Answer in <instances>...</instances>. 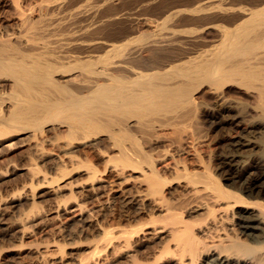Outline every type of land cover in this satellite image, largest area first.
Masks as SVG:
<instances>
[{
	"label": "bare ground",
	"instance_id": "obj_1",
	"mask_svg": "<svg viewBox=\"0 0 264 264\" xmlns=\"http://www.w3.org/2000/svg\"><path fill=\"white\" fill-rule=\"evenodd\" d=\"M44 1H46V0H44ZM58 1H61V0H58ZM58 1L56 0L55 3L56 2L58 3ZM109 1L110 0H108L106 3V0H105V3L109 4ZM247 1L245 4H243V3L239 4V2H237L236 0H202V1H200L196 5V7H194V8L192 7L193 9H190V11L191 10L192 11L190 12L189 15H191V16L187 15L188 16L187 18L194 20L195 23L199 22L198 20H200V25H199V23L196 24V25H199L200 27H195V25L191 22V25L192 26L194 25V29L191 27L193 29L192 33H187V31L190 30V28L189 29L187 28L188 30L186 28H184V29L181 28L182 26H185L186 24L183 23V24H185V25H183L180 22L181 20L177 19L178 16L181 15L182 13H184V11H186V10L184 8H183L184 10L183 9L181 10L179 8L174 9V8H171L170 6L167 8V6H166V8L164 7L165 9L161 8L163 10L162 11L160 10L161 11L160 12L161 18H159V19L154 18L157 21L155 22L156 24H154L156 28L155 29L153 28L154 30L151 29V30H153V33L149 32L148 35H144L143 34L144 28L142 29L140 27L142 29V30L140 29L141 32L142 31L143 32H142V34H139L140 30H139V27L137 26V27L131 28L130 31L128 29L127 31H129V32L127 34L119 37L115 41H112L110 39H105V37L104 38L100 37L101 35L99 37H97V36L93 37V35L89 36L88 34H90L91 30H93V29L96 30L95 27H97V26L102 28L103 24H106L107 22L109 24L110 22H112L111 20H113L114 18H116V19L118 18V20H119L120 14H123V13L119 12L120 13V14H118L119 17H117L116 14H113V15H116V17L113 15H112L113 17L106 15L107 17H109V18H106L104 15V18H103L102 15H99V12L101 13V11H99V8H96L97 6L92 7V6L87 5V3H86V4H83L84 6L87 5L86 9H84L85 7L82 6V4H81V7H84V8H81V7L79 8V6H80L79 5L78 8L75 6V8H76L75 10H73L71 12L68 11L69 15L72 16L73 18L68 17L69 15L68 16L66 15V14H68L67 12L65 14L68 17V20H69V18L73 19V22L70 20L72 22V24L75 22L74 21L75 18H78L79 22L81 23L78 25L76 23V27L74 26L75 29L72 28L73 26L72 27L70 26V29L71 30L73 29L72 33H68L70 31L68 30V32H67L65 30L66 28L62 29L64 27H61L60 29L58 28V27L63 25V23H64L63 21L68 23V21H66V19L64 20L62 18L63 21H61V24L59 22H54L55 18L54 19L52 18V21H50V22H53V24L55 23L56 26H58L55 28L56 29L58 28L60 30V32H61V30H64V31H66V33L71 34V35H69V37H67V40L65 38V40H66L65 42L62 40L60 41V42H63V43H61L62 44L61 47L64 49V51H67L68 49H70L69 50V52H70V51H72V50L74 51L76 49V48L74 49L73 47H78V48L82 47L84 49L85 48L89 49V47H90L89 50H93L91 48L92 45H97V46L100 45V47H102L100 49L101 50L104 49V51H103L104 53L100 50V52H102V54H100L98 52L99 54L97 55L96 51H98L97 50V49H99L98 47L94 49L96 51L94 52L93 55L91 54V52H93V51H91L90 55H83V56L78 54V53H82V51L80 52V49H79V51H77L78 49H76L75 54L74 53L73 54H70V53L65 54V52L62 49H60L59 53H61L60 51L62 50L64 53L62 56L64 58L68 59L65 61L63 60V58L61 60V57L59 55L56 56L55 55L56 52L54 50H52V53H50L51 52L50 50L52 49V47H55V45H56V47H58L59 45H57V44H60V42L57 43L58 42L56 40L57 38L55 39L56 41L54 39L52 40V44H50L51 46L54 44V41H55V43H57L52 47L50 45L45 46L44 45L45 42H44V44H41L42 46L43 45L45 46L44 48L43 47L41 48L42 50L40 48H37V46H35V45H39V44L37 42H34L35 39L34 40L32 39V38H34L33 36H30L29 39H26V36H27L26 33L28 32L27 27L30 26L29 27L30 30H31V28H33V30L35 31L39 26L38 25L39 22L41 23V21H42L43 24L45 25L44 22L47 21L49 16L47 15L48 18L45 17L46 21H43L44 17H43V20L40 21V19L42 18V16H41L39 18V20L35 19L38 23L35 20L31 21V22H33V23H31L29 20H31L30 18H33V17H28L29 14H27L26 16L29 18L28 19L24 15V17L26 18L24 21L25 22L29 21L31 24L29 22H27V23H29V25L27 27L24 26V27H26L27 32L25 33L26 36L25 35H24L25 37L23 36L25 38L23 43L27 42V40H29V41L31 40L34 43L28 41L27 43L23 44L21 42L23 37L20 36V34L21 33L24 34L23 32H25L24 30L22 31V29H21V32L19 31V35H18L19 37H22L21 40L19 39L20 40L19 44L27 45V46H25L27 48L26 51L28 50V48L31 49V51L29 49L28 52H33L35 48L39 49L42 52L44 50V52L43 53L42 52L37 53L39 51L38 50L37 52L35 51L34 53L39 54V55H36V54L31 55L33 53L25 54L24 52H22V49H21V51L19 49V48H22L23 45H21L20 47H18V46L16 47L15 43H17V42H15V39H14L15 43H12L11 42L12 37L10 35H9V37H5V38L2 37L3 38L2 41H1V37H0V41H1L0 42V80H1L0 82L2 83V81H3V84L4 83L9 84L8 86L11 88V90H9L10 92L9 93L7 92L8 94L6 93L7 94L6 96H9V97L6 98V96L4 95L6 98L5 100H8L9 104H6L4 102L5 101L4 100L3 101L5 103L4 108H3V105L0 107V146H4V148L6 147L9 150H11L10 148H12V147L15 148L16 145H18L19 143H23V142L17 141V142H19L17 144V142L13 141V142L6 144L7 141H10L9 140L10 136L13 137L14 134H17L20 131L31 130L32 132L30 131L29 134L31 135V133H32V136L34 138L31 136L30 137L33 138V140H34L35 138L38 137L39 134H43L44 131H47V129H46L47 124L48 125L53 124L59 128L58 129L59 133H60V130H62L63 133L60 134L61 137H58L60 135H57L56 138L58 137V139L60 141V138H62V136H64L65 142L67 141L65 143V146H67L68 149L62 150V148L65 147L64 144L61 143L62 141L64 142L63 139H61L62 140L61 142H59L56 139V143H57V141L59 142L58 143L59 153H57L54 149V151H53L54 154L51 153V154H53L52 155L53 158L50 156L51 154L49 155L48 152L44 151L47 148L43 147L44 143L42 144V142L43 141L45 142L46 139H41L40 141H38V139H36L34 146H31L33 144H31L29 146V144L31 143L30 142L28 144V146H29L28 149L30 150L31 148H34L35 151H37L39 153V154H37V152H35L36 153L35 155L36 156L39 155L41 158L40 160H42V158H43V160L46 159L45 161H48L47 158L48 159H55V160H57V158H59V160L62 161L65 158L66 160L68 159V161L70 160L71 162H73L74 160H78L77 158L79 157V156L75 157V159H74V156L77 155V153L75 154V152L80 151L78 149H77V151L74 150V148L77 147L79 142L82 141V143H83V141L84 142L86 141L89 143V145L91 144L90 146H92V147L96 146L97 144H102V143H98V141H97L98 139L96 140V137L97 136L99 137L100 134L105 133L107 136L106 138H108L110 141H112V143L110 142L111 143L110 148L112 149V151H110L111 150L110 149L109 154H111L110 152H113V153L117 152V154L110 155L109 158L111 160L110 159L104 160L105 158L104 159L102 158L103 161H105L106 163L108 161L107 165L108 164L111 165V162H112V164H117L118 166L123 167L122 170H124L125 167H127V166L133 167V169L131 168L132 171L135 170V168H140V171H139V169H136V171L138 170L140 172V174H138V177H139V175H141L144 179V180H140V182L143 185L147 183L145 186L147 188V192H146L147 194H145V199L146 198L148 199V197L150 198V196H152L153 199L152 198L151 199L154 201H155L154 197L157 199V201L163 200L164 201L163 206H165V204H166V207H164V208H166V209H167V207L172 208L171 203L168 204V201L163 199V198H165V195L168 192L167 191L165 193V191H166L165 187L166 188L168 187L167 182H170V180L168 181V178L164 173H159V171L161 172V170H162V166H165L166 168H167V166L164 165V163L162 162L163 165L161 166V164H160L161 170H159V167L157 166V163H158L157 161L159 159L156 160V158H154L155 156H153V154L155 152L153 154H150L151 152L150 153L148 152V149L145 145L148 143H150V144L153 143L152 140H154L156 138L154 135L160 131L159 129L162 130L163 127H165L167 125L171 126L173 129H171V128L170 129L174 130L173 132H175L174 134L176 136L175 135H174L175 137L173 136L174 137L173 140H170V139L169 140L170 141H177L182 145L184 143L187 144L189 138L195 139V137H196V139H197V137L198 138L200 137L199 141L195 140L197 143H199L201 141V136H204L203 139L206 138L205 134H203V130H202V134H201L200 129L203 126H200V129H199V127H197V129H193L194 128L193 127V128H191V130H189L190 127H192V125H194L193 120L195 121V125H198V121H199L198 117H200L202 115V114H200L202 112L201 110L206 105V103H205V105H203L205 102L202 99L203 94L204 95L212 94L213 97H215V99H216V104H218V106H214V105L208 106V103H207L208 107L205 109V112H206V113H204L205 115L211 113V116L215 119H217L221 116H224V117H227L229 121H232V123L233 122L238 123V122L243 121V120L240 121L241 119H243V116L241 114L244 112V110H242V109L245 108L246 105H250L249 108H251V110H249V111L253 112V114H251V115L253 116L255 113V115H257V116H253V117H255L256 120H258L259 118L260 119L262 118L263 120L262 119L261 120L264 121V0H250V2H247ZM48 2L50 4L51 1L47 0V4H48ZM87 2L89 3L90 1H87ZM99 2H100V0H99ZM166 2H165V4H166ZM52 3H54V2L52 1L51 4ZM105 3L102 2L101 5H105ZM169 3H170V1H169ZM49 4H48V7L50 6ZM68 4H70V3L68 2ZM95 4L97 5L98 3L95 2ZM150 4H152V3H150ZM20 5H19V7H20ZM41 5H43V4H41ZM41 5H40V7H41ZM53 6H50L49 9L54 10L53 8L55 6L54 7ZM70 6L73 7V4L72 5L70 4L67 7L69 8ZM100 6H98V7H100ZM51 7H53V8H51ZM56 7H57V5H56ZM65 7H63V8H65ZM42 8H43V6H42ZM42 8H40V9H42ZM44 8H45V6H44ZM60 8H62V7H60ZM71 9H69V10H71ZM126 9H128V8H126ZM44 11H47V10L44 9ZM57 11H59V10H57ZM102 11L105 12V9ZM134 11H136V10H134ZM53 12H56V11L54 10ZM19 13H21V11ZM127 13H128V11H127ZM127 13L125 12L124 13L125 16L123 14V15H121V17L122 16H124V17L128 16ZM23 14H25V13H23ZM53 14H55V13H53ZM103 14H105V13H103ZM140 14H141V12H140ZM143 14H144V12H143ZM21 15H22V13L20 14V16ZM31 15H33V14H31ZM58 15H60V14H58ZM58 15H56V17H59ZM61 15L63 17V13H61ZM129 15H130V12H129ZM132 16L133 15H131L130 17H132ZM51 17H53V16L51 15ZM158 17H160V16H158ZM136 18H137V16H136ZM147 18H143V16H141L139 18V20L141 21L140 25L142 23V26H143V24L145 23ZM22 19H24V18H22ZM58 19H60V18H58ZM126 19L127 18L123 19L124 21L123 20L122 21L125 22ZM133 19H134V17H133ZM78 20H76V21H78ZM185 20H187V19L185 18ZM34 21H35V23H37L36 25L34 24ZM119 21H121V19ZM152 21H154V20H152ZM219 21H221V23H216ZM71 22H70V24H71ZM132 22H131V24H132ZM136 22H138V20H136ZM149 22L151 23V20L150 21L148 20L147 24ZM49 23L47 21L46 25H49ZM57 23H59V24L57 25ZM114 23H116V22L114 21ZM186 23L189 24V21ZM43 24H42V26H43ZM53 24L49 25V26L50 27L52 26L53 29H55ZM108 24H107V26H108ZM118 24H115V25H118ZM24 25H26V23H24ZM74 25H75V23H74ZM99 25H101V26H99ZM115 25L114 24L111 25V28H112V26L114 27ZM36 26H37V28H34ZM64 26H65V24H64ZM67 26L69 28V25H67ZM109 26H110V24H109ZM145 27H147V26L145 25ZM151 28H152V26H151ZM40 29L36 30L37 31L36 33H38L40 30L41 31L40 33H42L41 35H44L45 32L49 31L48 28H47V31L42 30V28H40ZM108 29H109V27H108ZM126 29H127V27H126ZM30 30H29V32H30L29 34L33 35L31 33H34V31L31 32ZM97 30H98L97 31L98 33L101 32V30H99V28ZM216 30H217V34H214V31H216ZM64 31H62V32H64ZM104 31L106 32V30H104ZM110 31H112V30L110 29ZM122 31H123V29H122ZM185 31H186V33H185ZM54 32H53V34L51 32V35H53L54 38L57 37V34L59 36V33H60L59 31L56 34V36H54L55 35ZM102 32H103V30H102ZM40 33H38V34H40ZM103 33H101V34H103ZM114 33H115V31H114ZM123 33H125V32L123 31ZM49 34H48V36H49ZM68 34H63L62 37H64V35L66 37V35H68ZM91 34H93V33H91ZM105 35L108 36L107 34H105ZM28 36H27V38H28ZM88 36L93 37L94 39L89 38ZM117 36H115V37H117ZM215 36L217 38H214ZM13 37H15L14 34H13ZM42 37L40 36V38H42ZM45 37H46V35H45ZM49 37H52V36H49ZM49 37L45 40H49L50 39ZM95 37H97V38H95ZM107 38H109V37H107ZM214 41H217L218 43L214 44L213 43ZM48 42H50V40ZM29 43H31L35 46V47H33V45H31V47H33L34 49L29 46L30 45ZM19 44L17 43V45H19ZM48 47H51V48L49 49ZM56 47L54 48V49H56V51H58V49L61 48L60 46L58 48H56ZM82 48H81V50H82ZM88 49L87 50L85 49L84 52H86V51L88 52ZM23 51H25L24 48H23ZM48 52L50 53L49 57L52 56L51 60L55 58L54 62H53V60L51 61L50 58H48V54H49ZM46 53H48V54H46ZM95 53H96V55H95ZM40 54H43L44 56L47 55V58H44L43 55H42V57H43L42 58ZM51 54L55 55L56 57L59 56L60 58L58 57L57 60L60 59L61 61L57 62L56 57L51 55ZM84 54H86V53H84ZM66 61H68L67 64H66ZM76 69H78V71H76ZM72 70H74V72H72ZM62 73H64V74H62ZM59 74H61V75H59ZM231 87H235V90H237V92L240 93V95L237 94L236 99H233L234 97L233 98L231 97L232 99L230 97H228V92L230 91ZM0 95H1V93H0ZM235 95H236V93H235ZM238 95L240 96L239 99H238ZM1 96H3V94ZM0 102H2V101H0ZM1 104L2 103H0V105ZM246 107H248V106H246ZM246 111H248V110H246ZM258 116H261V117H258ZM187 119H189V120L191 119V122L187 121ZM223 119L227 120V119L222 117V120ZM184 120H185V122L186 121L187 122L184 123ZM254 120L253 121L251 120V121L255 122ZM188 122L190 124L192 122L193 123L191 126L188 127V124H187ZM199 122H201V120ZM220 122L221 121H219V123ZM237 123H236V125H237ZM201 124H202V122H201ZM53 125H52V128L55 127ZM251 126H252V124H251ZM167 128H169V127H167ZM187 128H189V129H187ZM48 130H49V128H48ZM157 130H159V131L157 132ZM160 132L162 133V131H160ZM160 132H159V135H160ZM167 132H165V134ZM238 132H239V130H238ZM241 132H239L238 134L241 135L240 134ZM56 133H57V131H56ZM205 133L207 134L206 130H205ZM29 134H28V136H29ZM165 134H164V136H162V134H161V136L165 137ZM167 134H169L168 135V137H169L170 134H172V133L169 132ZM238 134H237V136H238ZM263 134H264V132H263ZM52 136L55 137V135H52ZM153 136L155 137L154 139H152ZM161 136H160V138H161ZM30 137H28V138H30ZM170 138H172V137L170 136ZM235 138H236V136H235ZM3 139H4V141H1ZM5 139H7V140H5ZM21 139H23V138H21ZM24 139H26V137ZM30 140L31 139H29V141ZM99 140H100V138H99ZM104 140H106V139H103V141ZM109 140H107V142ZM158 140H161V139H158ZM158 140H156L157 144H158ZM242 140L240 138H236L235 140L232 139V141L234 142V143L233 142L232 143L234 146L245 145V142H243ZM260 140H261L260 143L255 145V147H257V149H258V147L260 148L261 153H259V155L261 154L262 156H261L260 160H257L258 161L257 163H254L252 165L246 164V163H251V162H249L250 160L249 161L245 160L246 163H243L245 161H242L240 159V156H238V154H236L234 152H233V154H231V153L230 154L228 153L226 155L224 154L225 157H224L222 162L225 165V167H228V169L230 170V175L226 176L225 175L226 173L224 174L225 177L223 175V177L225 178V181H223L222 179L219 178L221 176H217L215 174H212V172L209 170V168L206 169L207 171L206 170H205V172L203 171V173L194 172L193 169H195L196 167L192 169L193 172H191L190 170H188V172H187V170H184L186 173L183 174L182 178L183 177L187 178V182H185V183L189 184V187H190V184L195 186L193 191H194V193L197 191L196 197L198 198V195L202 196L203 192H204V195L206 196V198L208 197L210 200H212V204H210L211 201H209V204H207L206 208H205V211H207L206 212L207 215L210 214L212 217V219L210 217V219H211L210 221H208V222H207V220L203 221L205 219L204 211H203L204 217H202V213L200 212L201 213L200 217H202L200 220H198V219L192 220L191 218L193 216L190 218L191 219L190 220L185 216V214H184L185 212L184 213H182L183 211L181 212V210H183V209L180 210L181 214L176 213L177 211H174V210L171 211L172 209L171 210L167 209L168 211L165 209L167 211V214L170 217V219H168V221H166L167 223H161V224H168V225H163V226H161L162 228L159 227L160 228L159 231H158L159 228L156 227V225H157L156 223H154L153 225H155V226L152 227L149 225V223L147 224V222L143 223L145 225L141 224V226L138 225L139 227L136 226V227L129 229V230L119 229V231L121 230V232H122V233L120 232L121 235H118V234H120L117 231L118 228H110V230L114 229V231L113 230L110 231L109 229H108L109 231H107L105 229L104 231H107L106 236H102L104 234V231L102 230L103 234L101 233L102 235H100V236L104 237L107 240V242L104 241L105 245L101 246L103 244L102 243L103 241H101V239H100L101 244L100 243H98V244H100L101 248L99 246H96L95 248L97 250H98L97 247H99V250H102L103 248H105V249H103L101 253L98 252L96 249H93L94 250V251L92 250L93 252H95V251L97 252L96 253L97 255L93 254V252L90 255V256H93L92 258H94V259H92L91 257H87V259H86L87 261L81 262L82 261L81 260L80 264H82V263L83 264H96V261H98V259L100 260V258L103 257L104 255H106V257H108V255L112 254L111 252H119V249H122L124 247V245L126 248H123L125 250L122 249L124 252L121 251L120 254L122 255L124 253L125 255L131 256V258H130V260H131V259H133L134 254H135V256L138 255V253L136 251H138V249L142 245H144L145 242H147L145 239H142V237H140V236H142L140 234L151 235L150 237L153 236L155 238V236H158L159 232L165 233L168 236H172V239H173L172 245H174V248L172 247L173 248L172 249L170 247V243H169V244H167L168 246H166V247L164 246L165 248H163V251H161L162 253L160 252V254L162 256H166V255L169 256V259H165L166 261L168 260L166 262V264H199V261L202 258L204 259V260L202 259L204 261V264H264V181L262 180L263 176L260 174V169H261L262 165H264V136H263V138H260ZM21 141H23V140H21ZM49 141H51V140H49ZM54 141H52L53 145H54ZM161 141H163V140H161ZM170 141H169V143H171ZM195 141L192 142V140H191L190 143L192 142L193 144H195ZM254 141L255 140L248 141L249 143L247 142L246 144L249 145L252 142L254 143ZM104 142L107 143L106 141H104ZM56 143H55V145H56ZM164 143H165V140H164ZM175 143L176 142H174V144ZM13 144H15V146H13ZM108 144H109V142H108ZM174 144H173V146H174ZM55 145L53 146L54 148H55ZM81 145H83V144H81ZM86 145H88V144H86ZM167 145H170V144H167ZM197 146L195 145V147H197ZM47 147H48V145H47ZM56 147H57V145H56ZM67 147H65V148H67ZM185 147H188V146H185ZM195 147L194 148L191 147V148L196 150V153H199V152H197L198 148L196 149ZM255 147H253V148L255 149ZM2 148L3 147H0V156H3L2 153H4ZM99 148H98V150H99ZM155 148L156 147H154V149ZM172 148L173 147H171V149ZM199 149L201 150V148H199ZM82 150H84V149H82ZM94 150H95V147H94ZM177 150H178V148H177ZM180 150H178V151H180ZM194 150H192V151H194ZM22 151L23 150H20L21 153L26 152V151H23V152ZM62 151L64 152V154ZM72 151H74L75 155H72V153L70 154V152H72ZM84 151H87V149H85ZM90 151H92V149ZM104 151H106V150H104ZM104 151L102 153L104 155H107L108 149H107L106 153H104ZM165 151H169V150L165 149ZM185 151L186 150H184V153H185ZM31 152L34 153V151H31ZM101 152L99 150V152H98L99 155L100 154L102 155ZM189 152H186V153H189ZM9 153L10 152H8V154ZM83 153L85 155L86 152H83ZM165 153H167V152H164V154ZM80 154H78V155H80ZM92 154H93V152H92ZM92 154H90L91 157H92ZM94 154L96 155V153H94ZM161 154H163V153H161ZM54 155H56V156H54ZM165 155H162L163 156L162 160L165 158L164 157ZM254 155L256 156V154H254ZM29 157H31V156H29ZM91 157H89V158H91ZM158 157H159V155H158ZM13 158H15V157H13ZM86 158L89 159L88 157H86ZM86 158H85V160H87ZM98 158H101V157H98ZM0 159H2V158H0ZM33 159L35 160L36 158H32V160ZM80 159L81 158H79V160ZM95 159H97V158L95 157ZM95 159H93V160H95ZM209 159H208V161H209ZM79 160H78V162H79ZM81 160L83 161V158ZM30 161H31V159H30ZM68 161L66 162V164H65V162L62 161V165H63V163L65 164V165H63V167L64 166L67 167V165L69 166ZM199 161L201 162L202 160H199ZM36 162L33 161V162H30L29 164H26V162H25L24 164H26V165L20 166L21 169L25 170L30 175L29 179L31 180L32 184H34L35 182L40 184V181H42L43 184L45 182L50 184V181H52L53 178H58L59 176L61 177V175H60L61 169H58V171L60 170L59 171L60 173H58V177H56L55 175L53 177V175H52V177L49 180L48 176H50V175H48V174H50V173L47 174V171L45 170L46 169L45 168L44 170L46 171V174L43 172L44 174L42 175L41 174L42 171L40 168L41 166L39 167L38 166L39 163L38 162L36 163ZM52 162H53V160H52ZM88 162H89V160H88ZM2 164H4V163H2ZM83 164H84V166H83ZM179 164H180V160H179ZM179 164L177 161V163L174 165L179 166ZM200 164H203V163H200ZM200 164H199V166H200ZM16 165H18V164H16ZM74 165L75 164L71 165L72 168L75 167ZM80 165L78 163V167H82V166L85 167L86 166V169L89 168V171H91L92 170L91 168L93 167L94 164L93 163L90 164V162L86 164L84 161V162H81ZM107 165H106V168H108L110 166L109 165L107 167ZM204 165H206V164H204ZM58 166L59 165L57 164V168H58ZM111 166L114 168H112ZM111 166L110 167L112 169H115V165L114 166L111 165ZM178 166L176 168L178 169V171H180L179 170L180 168ZM184 166H185V168L187 167L186 165H184ZM44 167L45 166H43V168ZM165 167H163V170ZM173 167H172V169H173ZM14 168H16V166H14ZM93 168L97 169L96 167H93ZM182 168H184V167L182 166ZM204 168H207V167H204ZM94 169L92 172L89 173V175L91 177V183H90L91 190L90 189L89 190L95 192V190L98 191L99 189L102 188V181L104 179H103L102 175H101L102 178L100 177V175L98 176L99 171L97 172V170L99 168L97 170H94ZM116 169H117V167H116ZM86 171H88V169ZM101 171H103V170H101ZM101 171H100V173H101ZM105 171H107V170L105 169ZM178 171H176L175 175H179L177 173ZM6 172H4L5 174H2V172H1V175H3V176L0 175L2 180H3V178H5V176H7ZM56 172L57 171H55L54 173H56ZM179 173L181 174V172H179ZM162 174H164L167 179L166 178L164 179L163 178L164 175H162ZM62 176H64V175H62ZM142 177L140 179H142ZM174 177H171V179L175 180ZM179 177H180V175L177 176V180L181 178V177L180 178ZM184 178H183V180H185ZM55 180H58V179H55ZM59 180H61V179L59 178ZM137 180H139V178ZM173 180H171V181H173ZM180 180L183 181L182 179H180ZM4 181H5V179H4ZM58 181H56V182L58 183ZM143 181L146 183H144ZM140 182H139V184H140ZM171 183H169V184H171ZM65 184H62L61 187L63 185L65 187L66 186ZM186 184H185V186H186ZM199 184L200 185L204 184V186H203L204 188L202 187L204 191H202V189H200L198 187ZM52 185L54 188L53 183H52ZM88 185H89V182H88ZM104 185L105 184H103V187H104ZM232 185H234L233 188L231 187ZM25 186H27V184H25ZM169 186L171 187L172 185H169ZM185 186H183V187H185ZM192 187H191V189H192ZM35 188H37V187L35 186ZM41 188H42V186H41ZM41 188L39 187V189H41ZM59 188H60V186H59ZM87 188H89V186ZM140 188H141V186H140ZM84 189H86V187ZM167 190H168V188H167ZM32 191H34V190H32ZM53 191H55V190H53ZM49 192H51V191H49ZM123 192L124 191L122 190L121 193H123ZM141 192H142V190H141ZM37 193H38V191H37ZM53 193L54 194L56 193L55 195L59 196V195H57V192H53ZM105 193H107V192L105 191ZM142 193H145V192H142ZM142 193H140V195H142ZM168 193H170V192H168ZM194 193H191V194L193 195ZM35 194L33 193L32 196H34ZM40 194L41 193H39V196H40ZM35 196L34 197L30 196V197L33 198V200H35L36 199ZM120 196H122V194ZM133 196H137V195L133 194ZM146 196H148V197H146ZM92 197H93V195H92ZM125 197H128V196H125ZM140 197L142 198V196H140ZM190 197H192V196H190ZM15 198H16V196H15ZM98 198H100V197L98 196ZM108 198H109V196H108ZM136 198H135V200H136ZM187 198H188V196H187ZM202 198L199 197V199H202ZM182 200L184 201V199H182ZM14 201L15 200H13V202ZM141 201H143V199H141ZM157 201H155V202L157 203ZM198 201L200 203L202 200L201 201L198 200ZM204 201H207V200L204 199ZM99 202H100V200H99ZM182 202H180V203H182ZM33 203L36 204L37 201L35 200V201H33ZM121 203H122V201H121ZM144 203H145V201L143 202V204ZM156 203L152 204V205L158 206V204H156ZM199 203L197 205L198 208L200 206ZM16 204H17V202L15 203V205ZM66 204H68V203H66ZM125 204H126V208H127V203L125 202ZM160 204L162 207L161 209H163L162 201L160 202ZM188 204L190 206V203H188ZM195 204H196V202H195ZM204 204H206V202ZM61 205L58 207L60 208L63 205L66 206L65 200H64L63 205L62 206ZM84 206L86 207V209ZM138 206H139V204H138ZM189 206H188V209H189ZM56 207H54V208H56ZM58 207H57V209L59 210ZM133 207H135V206L133 205ZM183 207H184V205H183ZM66 208H67V206H66ZM66 208L64 207L65 210H66ZM98 208H99V206H98ZM181 208H182V206H181ZM195 208L197 210V207H195ZM38 209H40V208H38ZM64 209L62 208L60 210H64ZM87 209H88V207L86 205H83L80 202H76L74 204V210L73 211H76V213H77V215H75V216L76 217L78 216L77 219H79L81 222H83V224L88 223L90 221L89 215H90L91 220H92L93 215L89 214V213H92L94 210H92L90 212V209H88L89 213H87V211H86ZM138 209H140V208H138ZM40 210H43V209H40ZM50 210H51V208H50ZM68 210H69V207H68ZM95 210H96V208H95ZM156 210H157V208H156ZM158 210H160V209H158ZM4 211H7V210H4ZM45 211L49 212L48 209L44 210V212ZM54 211L55 210H53L52 212H54ZM169 211H171V212H169ZM32 212H33V210H32ZM71 212H72V209H71ZM186 212H188V211H186ZM7 213H9V212H7ZM37 213H39V212H36V213L33 212L30 214H35V218H36ZM57 213L60 216L59 211H57ZM64 213H67V212H64ZM5 214H6V212H5ZM61 214H62V212H61ZM72 214L74 217V213H72ZM0 215H3V213H1ZM38 215L39 214H37V216ZM58 215L56 217H58ZM189 215H190V213H189ZM70 217H72V215H70ZM70 217L68 216L67 218L66 217L65 218L67 220ZM27 218L25 220L28 222ZM29 218H30L29 220H31V217H29ZM23 219H24V217H23ZM21 220H22V218H21ZM21 220H19V221L25 225L26 224L25 220L23 221L24 223ZM70 221H68V222H70ZM64 222H65V220H64ZM92 222H93V220H92ZM61 223H62V220H61L60 225H59L60 228H61V225L63 224V223L62 224ZM65 223H67V222H65ZM158 224H160V223H158ZM70 225H71V223H70ZM79 225H80V223H79ZM64 226H63V228H64ZM77 227H78V225H77ZM60 228H59V231L61 230ZM92 228H94V227H92ZM65 229H66V227H65ZM115 229H117V230L115 231ZM213 229H214V231H212ZM164 237H166V236H164ZM208 237H210V239ZM166 238L168 239V237H166ZM121 246H123V247H121ZM104 250H105V252H104ZM109 251H111V252H109ZM140 252H142V251H140ZM98 253H99V255H98ZM115 254H116L115 257L116 256L121 257V256H119L120 255L119 253H118V255H117V253H115ZM96 256H97V258H96ZM158 256H159V254H158ZM167 256L164 258H167ZM112 258H113V256H112ZM158 258L159 257H157V259ZM162 258L163 257H161V259ZM110 259H111V257H110ZM110 259H107V260L110 261ZM136 259H137V257H136ZM126 260H128V259H126ZM133 260H135V259H133ZM100 261L102 262V260H100ZM105 261H106V259H105ZM105 261H103V262H105ZM108 261H106V262H108ZM113 261H115V259ZM155 261H157V260L155 259ZM155 261L154 262L149 261V262L152 264L153 263L158 264ZM158 261L161 263V261L159 259H158ZM47 262L48 261H46V263ZM99 262H97V264H99ZM106 262H105V264H106ZM137 262H139L138 259H137V261H133V264L134 263L137 264ZM143 264H147V261ZM164 264H165V262H164ZM200 264H202V262H200Z\"/></svg>",
	"mask_w": 264,
	"mask_h": 264
},
{
	"label": "rangeland",
	"instance_id": "obj_2",
	"mask_svg": "<svg viewBox=\"0 0 264 264\" xmlns=\"http://www.w3.org/2000/svg\"><path fill=\"white\" fill-rule=\"evenodd\" d=\"M38 1V2H37ZM49 1H53L54 3H55V1L56 0H49ZM58 1V0H57ZM66 1V2H65ZM81 1V2H80ZM87 1H90L89 3L87 2ZM93 0H61V1H58V3L56 2L55 4L54 3H52L51 4V2H50V4H49V2H48V4L50 5V6H53V7H51V8H53L56 12H53L54 10H51V9H49L50 8V6L48 7V4H47V0L46 1H44V0H0V37H1V41H2V39L3 38H5V37H9V35L13 38H11V42L12 43H15V42H17L18 44L20 43V40H21V38L25 35V33H26V35L28 36V38H27V36H26V39H29V37L30 36H33L34 38H32L33 40H34V42H37L39 45H35V46H37V48H44L45 46H49L50 44H52V40L54 39H56L58 42L57 43H59L61 40L62 41H66L67 40V37H69V35H71V34H68V33H72L73 32V29H75V27H76V23H77V25L78 24H81L80 22H79V20H78V18H75L74 19V23H75V25H74V23L72 24V22H73V19H70V18H73L72 16H70L69 15V13H68V11L69 12H71V11H73V10H75L76 8H75V6L78 8V6H79V8L81 7V4H82V6H84L83 4H86L87 3V5H89V6H92V7H96V8H99V11H101V13L99 12V15H102V17L104 18V15H105V17L106 18H109V17H107V16H110V17H113V16H115L116 17V15H117V17H119V15L118 14H120V13H127V11H128V16H126V17H124L125 16V14H124V16H122L121 17V15H123V14H120V18H119V20L121 19V21L123 20V19H125V18H127L126 20H125V22H121V21H119L118 20V18L116 19V18H114L113 20L116 22V23H114V21L113 20H111L112 22H110L109 24H110V26H109V24H108V22L106 23V24H103L102 25V28L101 27H98L99 28V30H101V32H97L98 30V28L97 27H95V29L96 30H91V32H90V34H88L89 36H92L93 35V37L94 36H97V37H99L100 35V37H105V39H110V40H112V41H115L116 39H118L119 37H121V36H123V35H125V34H127L129 31H130V29L131 28H134V27H139V30L142 28H144V32H143V34L144 35H148L149 34V32L150 33H153V30L156 28L155 27V25L154 24H156L155 22L157 21V20H155L156 18L157 19H159V18H161V15H160V12L163 10V9H165L166 8V6H167V8L170 6L171 8H174V9H185L186 11H184V13H182L181 15H179L178 16V18L177 19H180L181 21V23L183 24V23H185V24H183V25H185V26H182L181 28H190V30H186L187 31V33H192V31H193V29H194V25H195V27H200L199 25H200V20H198L199 22H197L196 20V22L197 23H195L194 22V20H192V19H190V18H187L188 16H191V15H189L190 14V12L192 11H190V9H193L194 7H196V5L200 2V1H202V0H110L109 1V4H106L107 3V1L108 0H106V3H105V0H100V2L102 3V2H104L105 3V5H101V3L99 2V0H94L93 2H92ZM130 1V2H129ZM138 1V2H137ZM156 1V2H155ZM161 1V2H160ZM166 2V4H165V2ZM169 1H170V3H169ZM237 2H239V4H245L246 3V1L245 0H236ZM14 2V3H13ZM18 2V3H17ZM35 2V3H34ZM64 4H63V3ZM68 2L72 5L73 4V7L72 6H70L69 8L67 7V6H69L70 4H68ZM77 2V3H76ZM95 2L96 3H98L97 5L95 4ZM159 2V3H158ZM247 2H250V0H248ZM7 3V4H6ZM16 3V4H15ZM41 4H43V5H41V7H40V5ZM63 5H62V4ZM93 3V4H92ZM115 3V4H114ZM117 3V4H116ZM123 3V4H122ZM129 3V4H128ZM150 3H152V4H150ZM168 3V4H167ZM12 4V5H11ZM20 5V7H19V5ZM59 4V5H58ZM67 4V5H66ZM113 4V5H112ZM136 4V5H135ZM140 4V5H139ZM147 4V5H146ZM195 4V5H194ZM16 5V6H15ZM39 5V6H38ZM56 5H57V7H56ZM62 5V6H61ZM87 5L86 6H84V7H81V8H84V9H86V7H87ZM95 5V6H94ZM101 5V6H100ZM160 5V6H159ZM35 6V7H34ZM42 6H43V8H42ZM44 6H45V8H44ZM66 6V7H65ZM88 6V7H89ZM98 6H100V7H98ZM112 6V7H111ZM114 6V7H113ZM140 6V7H139ZM154 8H152V7ZM174 6V7H173ZM17 7V8H16ZM60 7H62V8H60ZM63 7H65V8H63ZM103 9H102V8ZM147 7V8H146ZM165 7V8H164ZM187 7V8H186ZM193 7V8H192ZM19 8V9H18ZM21 8V9H20ZM31 8V9H30ZM40 8H42V9H40ZM57 10H59V11H57ZM68 8V9H67ZM72 8V9H71ZM74 8V9H73ZM126 8H128V9H126ZM146 10H145V9ZM161 8H163V9H161ZM18 9V10H17ZM44 9H46L47 11H44ZM61 9V10H60ZM66 11H65V10ZM69 9H71V10H69ZM88 9V8H87ZM101 9V10H100ZM105 9V12L104 11H102V10H104ZM125 9V10H124ZM157 9V10H156ZM183 9V10H184ZM39 10V11H38ZM118 10V11H117ZM121 10V11H120ZM133 10V11H132ZM134 10H136V11H134ZM140 10V11H139ZM161 10V11H160ZM21 11V13H22V15L20 16V14L21 13H19ZM30 11V12H29ZM118 13H117V12ZM132 11V12H131ZM144 12V14H143V12ZM159 11V12H158ZM32 12V13H31ZM55 13L56 15H58V14H60V15H58L59 17H56V15L55 14H53V13ZM66 12L68 13V14H66ZM120 12V13H119ZM129 12H130V15H129ZM140 12H141V14H140ZM23 13H25V14H23ZM51 13V14H50ZM61 13H63V17H62V15H61ZM103 13H105V14H103ZM151 15H150V14ZM186 13V14H185ZM188 13V14H187ZM27 14H29L28 15V17H33V18H30L31 20H29L30 22L31 21H33V20H39V18L42 16V18L40 19V21L41 20H43V17H44V20L43 21H46L45 20V17L46 18H48L47 17V15L49 16V20L47 19V21H48V23L50 22V21H52V18L55 20H53L54 22H59L60 24H61V21H63V19L65 20L66 19V21H68V23L67 22H65V21H63L62 23H63V25L62 26H60V27H58V26H56L55 25V23L53 24V22H50L49 23V25H54V28L55 27H58L59 29L61 28V27H64V28H62V29H65L67 32H68V30L70 31V32H68V33H66V31H64V30H61V32H60V30L58 29H53V27L51 28L49 25H46V22H44L45 23V25L43 24V22L41 21V23L39 22V26H38V28H37V26L36 27H34V28H37L36 30H38V29H40V28H42V30H44V31H47V28L49 29V31H47V32H45V34L44 35H41L42 33H40L41 31V29L39 30V32L38 33H40V34H38V33H36L37 31L35 30H33V28H31V30H30V26H28L29 25V21H24L26 18H28L26 15ZM31 14H33V15H31ZM41 14V15H40ZM46 14V15H45ZM68 16V17H70L69 18V20H68V17L66 16V15ZM113 14H116V15H113ZM155 14V15H154ZM158 14V15H157ZM24 15H25V17H24ZM31 15V16H30ZM51 15L53 16V17H51ZM55 15V16H54ZM107 15V16H106ZM113 15V16H112ZM131 15H133L132 17H130ZM188 15V16H187ZM23 16V17H22ZM61 16V17H60ZM136 16H137V18H136ZM141 16H143V18H147V20L145 21V23L143 24V26H142V23H141V25H140V20H139V18L141 17ZM147 16V17H146ZM158 16H160V17H158ZM182 16V17H181ZM186 16V17H185ZM24 18V19H22V18ZM67 17V18H66ZM133 17H134V19H133ZM163 17V16H162ZM57 18V19H56ZM58 18H60V19H58ZM63 18V19H62ZM155 18V19H154ZM184 18V19H183ZM185 18L189 21V24L188 23H186V22H188L187 20H185ZM29 19V18H28ZM27 19V20H28ZM35 20V21H36ZM72 22H71V21ZM76 20H78V21H76ZM136 20H138V22H136ZM145 20V19H144ZM148 20L150 21L151 20V23L149 22L148 24H147V22H148ZM152 20H154V21H152ZM184 20V21H183ZM192 20V21H191ZM35 21H34V24L36 25L37 23H35ZM134 23H133V22ZM183 21V22H182ZM27 22H29V23H27ZM70 22H71V24H70ZM79 22V23H78ZM119 24H118V23ZM128 22V23H127ZM131 22H132V24H131ZM154 22V23H153ZM191 22L194 24L193 26L191 25ZM24 23H26V25H24ZM31 23H33V22H31ZM30 23V24H31ZM59 23H57V25L59 24ZM125 23V24H124ZM199 23V25H196V24H198ZM216 23H221V21H219V22H216ZM42 24H43V26H42ZM64 24H65V26H64ZM107 24H108V26H107ZM115 25V24H118V25H115L114 27L112 26V28H111V25ZM123 24V25H122ZM138 24V25H137ZM67 25H69V28H68V26ZM105 25V26H104ZM128 25V26H127ZM130 25V26H129ZM135 25V26H134ZM145 25L147 26V27H145ZM24 26H28L27 27V31H26V27H24ZM41 26V27H40ZM49 26V27H48ZM70 26L73 28L72 30L70 29ZM75 26V27H74ZM99 26H101V25H99ZM123 26V27H122ZM151 26H152V28H151ZM24 27V28H23ZM44 27V28H43ZM108 27H109V29H108ZM126 27H127V29H126ZM141 27V28H140ZM193 29H192V28ZM68 28V29H67ZM107 28V29H106ZM116 28V29H115ZM154 28V29H153ZM21 29H22V31L24 30L25 32H23L24 34H20V36H22V37H19L18 35H19V31L21 32ZM52 31H51V30ZM110 29L112 30V31H110ZM115 29V30H114ZM122 29H123V31L125 32V33H123V31H122ZM129 29V31H127ZM141 29V30H142ZM151 29H153V30H151ZM29 30L31 31V32H33L34 31V33H31V34H33V35H30L29 33ZM102 30H103V32H102ZM104 30H106V32L104 31ZM120 32H119V31ZM141 30H140V33L139 34H142V32H141ZM215 30V29H214ZM219 30V29H218ZM56 33H55V32ZM58 31L60 32L59 33V36H58ZM62 31H64V32H62ZM114 31H115V33H114ZM186 31H185V33H186ZM51 32H52V34H53V32H54V36H56V34H57V37H53V35H51ZM97 32V33H96ZM117 32V33H116ZM120 34H119V33ZM47 33V34H46ZM50 33V34H49ZM68 34V35H66V37H65V35H64V37H62L63 36V34ZM91 33H93V34H91ZM96 33V34H95ZM101 33H103V34H101ZM112 33V34H111ZM13 34H14V36L15 37H13ZM17 34V35H16ZM48 34H49V36H52V37H49L48 36ZM61 34V35H60ZM98 34V35H97ZM105 34H107L108 36H106ZM119 34V35H118ZM138 34V35H139ZM214 34H217V30L216 31H214ZM45 35H46V37H45ZM104 35V36H103ZM112 37H111V36ZM118 35V36H117ZM18 38H17V37ZM24 36V37H25ZM40 36L42 37V38H40ZM88 36V37H89ZM115 36H117V37H115ZM3 37V38H2ZM23 37V38H24ZM50 38L49 40H50V42H48L49 40H45V39H47V38ZM59 37V38H58ZM93 37H89V38H93ZM97 37H95V38H97ZM107 37H109V38H107ZM22 38V40H21V42L23 43V41L25 40V38L23 39ZM61 38V39H60ZM65 38H66V40H65ZM114 38V39H113ZM214 38H217L216 36L214 37ZM213 38V39H214ZM7 39V38H6ZM9 39V38H8ZM14 39H15V42H14ZM20 39V40H19ZM59 39V40H58ZM64 39V40H63ZM94 39V38H93ZM5 40V39H4ZM17 40V41H16ZM55 40V41H56ZM0 41V42H1ZM19 41V42H18ZM29 40H27V42H28ZM55 41H54V44L52 45V46H54L55 44H57V43H55ZM27 42H25V43H27ZM29 42H33V41H29ZM33 42V43H34ZM43 42V43H42ZM44 42H45V44H44ZM17 43H15L14 45L17 47H20L21 45H23V44H25V43H23V44H19V45H17ZM48 43V44H47ZM61 43H63V42H60V44H57V45H59L60 47H61ZM214 44L215 43H218L217 41H214L213 42ZM30 44V45H29ZM28 45L31 47V45H33V44H31V43H29ZM41 44H44L43 46L41 45ZM25 46H27V45H23L22 46V48H19L20 49V51H21V49H22V52H24L25 54H31V53H33V54H31V55H34V54H36V53H34L35 51L37 52L39 49H34L33 47H35L34 45H33V47H31V48H33L34 49V51L33 52H28V50L30 49V48H28V50L26 51V47ZM51 46V45H50ZM51 46V47H52ZM58 46V47H59ZM96 46V47H95ZM51 47H48L49 49L51 48ZM55 47H56V45H55ZM55 47H52V49L49 51L50 53H52V50H54L55 52H56V56L57 55H59L60 57H61V60H62V58H63V60L65 61V60H68V59H66V58H64L62 55L64 54L63 53V51H64V49L61 47V48H59L58 49V51H56V49H54ZM58 47H56V48H58ZM94 47V48H93ZM99 48V49H97L98 51H96V50H94L95 48ZM211 47V46H210ZM23 48H24V50L25 51H23ZM74 49L76 48V49H78L77 51H79V49H80V52L82 51V53H78V54H80V55H90V52L91 51H93V52H91V54L93 55L94 54V52L96 51V53H97V55L100 53V54H102V52L104 51V49L103 50H101L100 48H102V47H100V45L99 46H97V45H92V49L93 50H89L90 49V47H89V49L88 48H85L86 50L88 49V52L86 51V52H84L85 51V49L84 48H82V47H73ZM81 48H82V50H81ZM46 49V48H45ZM60 49H62L60 52L61 53H59V50ZM72 49V48H71ZM76 49L73 51H70L69 52V50L70 49H68L67 51H64L65 52V54H75V52H76ZM42 50V49H41ZM66 50V49H65ZM100 50L102 51V52H100ZM30 51H31V49H30ZM40 52H42V51H38L37 53H40ZM43 52H44V50H43ZM42 52V53H43ZM48 52V53H49ZM99 52V53H98ZM48 53H46V54H48ZM50 53L48 54V58H50V60H51V57H49V55H50ZM54 53V52H53ZM76 53V54H77ZM84 53H86V54H84ZM96 53H95V55H96ZM104 53V52H103ZM61 54V55H60ZM36 55H39V54H36ZM41 55V57H42V55L43 54H40ZM51 55H53V54H51ZM55 55H53V56H55ZM44 56V55H43ZM55 56V57H56ZM58 56V57H59ZM58 57H56V61L57 62H60L61 60L60 59H58L57 60V58ZM59 57V58H60ZM43 58V57H42ZM44 58H47V55L46 56H44ZM53 60V62L55 61V58L54 59H52ZM51 60V61H52ZM63 63V62H62ZM61 63V64H62ZM68 63V61H66V64ZM76 71H78V69H76ZM72 72H74V70H72ZM59 73V72H58ZM62 74H64V73H62ZM59 75H61V74H59ZM1 81V80H0ZM1 83V82H0ZM3 81H2V83L0 84V93H1V95L3 94V96L5 95H7L10 91L9 90H11V88L8 86L9 84H6V83H4L3 85ZM7 85V86H6ZM8 87V88H7ZM4 89V90H3ZM8 92V93H7ZM7 93V94H6ZM235 93H236V95H235ZM207 94V93H206ZM232 94V95H231ZM237 94H239L240 95V93H238L237 92V90H235V87H231L230 88V91L228 92V97H234L233 99H236L237 98ZM0 95V101H2V102H0V103H2L1 105H0V107L3 105V108H4V104L6 103V104H9V102H8V100H5L7 97H9V96H6V98H5V96L3 97V96H1ZM230 95V96H229ZM234 95V96H233ZM238 95V99H239V96ZM204 96V97H203ZM207 96V97H206ZM4 99H3V98ZM213 95L212 94H207V95H202V99L205 101L204 102V104L203 105H205V103H206V105L203 107V109L201 110L202 112L200 113V114H202L200 117H198V120L200 121L201 120V122H202V124H201V122H199L198 121V125H195V121L193 120V124L194 125H192V123L190 124L189 122L187 123L188 124V127L189 126H191L192 125V127H190V129L189 128H187V129H189V130H191V128H193V129H197V127H199V129H200V126H203L200 130H201V134H202V130H203V134H205V136H206V138H204L203 139V137L204 136H201V141L199 142V143H197L196 141H199L200 140V137L198 138L197 137V139H196V137H195V139H192V138H189L188 139V143L187 144H180L179 142H177V141H170V140H173V138L176 136L174 133L175 132H173L174 130H171V129H173L171 126H169V125H167V126H165V127H163V129L161 130V129H159L160 131H162V133L159 131V130H157V132L159 131L160 132V135H159V132L158 133H156L154 136L156 137H152V139H154V140H152V142L153 143H148V144H145L146 145V147H147V149H148V152L150 153V154H153L154 152V154H153V156H155L154 158H156V160H158L157 162L159 163H157V166L159 167V170H161V167H160V164H161V166L163 165V163H164V165H166L167 166V168L165 167V166H162V170H161V172L159 171V173H164L166 176H167V178H168V181L170 180V182H167V188H168V190H167V188L165 187V193L168 191V192H170V193H166V195H165V198H163L164 200H166V201H168V204H170L171 203V207L172 208H170V207H167V209L168 210H171V211H177L176 213H178V214H181V212L182 213H184L185 214V216L188 218V219H190L192 216V220L193 219H198V220H200L202 217H204L205 216V219L203 220V221H206L207 220V222L208 221H210L211 219H212V217H211V215L209 216V215H207V211H205V208H206V205L207 204H209V201H211V203L210 204H212V200H210L208 197V199L206 198V196L204 195V192H203V195L202 196H200V195H198V198L196 197V192L194 193V187L195 186H193V185H191L190 184V187H189V184H186L185 182H187V178H184L185 180H183V178H182V176H183V174H185L186 172L184 171V170H187V172H188V170H190L191 172H199V173H203V171L205 172V170L206 169H208L209 168V170L212 172V174H215V175H217V176H221V177H219L220 179H222L223 181H225V175L226 176H228V175H230V170L228 169V167H225V165L223 164V159H224V154L226 155V154H233V152L234 153H236V154H238V156H240V159L242 160V161H249V162H251V163H246V161L245 162H243V163H246V164H248V165H252V164H254V163H257L258 161L257 160H260V158H261V154L259 155V153H261V151H260V148L258 147V149H257V147H255V145H257L258 143H260V138H263V136H264V134H263V132H264V121H262L260 118V120L258 119V120H256L255 119V117H253V116H257V115H255V113H254V115L252 116L251 114H253V112L251 113L249 110H251V108H249V106L250 105H246V106H248V107H246L245 106V108H243L242 110H244V112L241 114L242 116H243V119H241L240 121H242V122H236L237 123V125H236V123H232V121H229L228 120V118L227 117H224V116H221V117H219V118H217V119H215V118H213L212 116H211V113H209V114H204V113H206L205 112V109L208 107V106H218V104H216V99H215V97H213ZM205 98V99H204ZM231 98V99H232ZM5 100V101H4ZM215 100V101H214ZM5 103H4V102ZM7 101V102H6ZM208 101V102H207ZM207 103H208V106H207ZM6 108V107H5ZM248 108V109H247ZM246 110H248V111H246ZM250 112V113H249ZM222 117L223 118H225V119H227V120H222ZM258 117H261V116H258ZM253 118V119H252ZM207 119V120H206ZM214 119V120H213ZM221 119V120H220ZM245 119V120H244ZM250 119V120H249ZM255 119V120H254ZM254 120L255 122H252V121ZM187 121H190L191 122V119L189 120V119H187ZM186 121V122H187ZM219 121H221L220 123H219ZM227 121V122H226ZM260 121V122H259ZM185 122V120H184V123H186ZM204 122V123H203ZM257 122V123H256ZM262 122V123H261ZM241 123V124H240ZM248 123V124H247ZM200 124V125H199ZM240 126H239V125ZM250 124V125H249ZM251 124H252V126H251ZM257 124V125H256ZM263 124V125H262ZM52 125L53 124H47V126H46V129H47V131H44L43 132V134H39L38 135V137L37 138H35L34 140H33V136H32V133H31V135L29 134L30 133V131L31 130H25V131H20V132H18L17 134H14L13 135V137L12 136H10L9 137V140L10 141H7L6 142V144L7 143H10V142H13V141H15V142H17V141H20V142H23V143H19V142H17V144L18 145H16L15 146V144H13V146H15V148L14 147H12V148H10L11 150H9L8 148H4V146H0V147H3L2 149H3V151H4V153H2L3 154V156H0V158H2V159H0L1 161H0V175H1V172H2V174H5L4 172H6V175L7 176H5V178H3V180H2V178L0 179V214L1 213H3V215H0V264H80V261L81 262H85V261H87L86 259H87V257H93V256H90L91 254H92V252L94 251L93 249H96L95 247L96 246H99L100 248H101V246H103V245H105V242L104 241H106L107 242V240L104 238V237H101L100 235H102L103 234V232H102V230L104 231L105 229L107 230V231H109L110 230V228H118V230L117 229H115V231L117 230L119 233L121 232V230L119 231V229H127V230H129V229H132V228H134V227H139V226H141V224L142 225H145V224H143V223H146L147 222V224L149 223V225L150 226H155V225H153L154 223H156L157 225H156V227H160V228H162L161 226H163V225H168V224H161V223H167L166 221H168V219H170V217L168 216V214H167V209L166 208H164V207H166V204H165V206H163L164 205V201L163 200H161L162 201V206H163V209L165 210H163V209H161L162 207H161V204H160V202L161 201H157V199L154 197V199H155V201H157V203L154 201V200H152L153 199V197L152 196H150V198L148 197V196H146V197H148V199L146 198L145 199V194H147L146 192H147V188L145 187L146 186V182H144V183H146V184H142L141 182H140V180H144L143 179V177L141 176V175H139V177H138V174H140V168H135V170H131V168L133 169V167H125V169L124 170H122V168L123 167H121V166H118L117 164H112V162H111V165H115V169H112V168H114V167H112L110 164H108L107 165V163H108V161H107V163L105 162V161H103V159L104 160H108V159H110L109 157H110V155H113V154H117V152H110L111 154H109V150L111 149L110 148V146H111V143H112V141H110L108 138H106L107 136H106V134L105 133H103V134H100L99 135V137L97 136L96 137V140L98 141V143H102V144H97L96 146H90L89 145V143L88 142H84L83 141V143H82V141L81 142H79L78 143V145H77V147H75L74 148V150H76L77 151V149L78 150H80V151H77V152H75V154L77 153V155H75L74 154V151H72V152H70V154L72 153V155H75L74 156V159H75V157H78L77 159L79 160V158H83V161L81 160H79V162H78V160H74L73 162H71L70 160L68 161V159L66 160L65 158H64V160H62L63 162H65V164H66V162L68 161L69 162V166L67 165V167L66 166H64L63 167V165H65L64 163H63V165H62V161L61 160H59V158H57V160H55V159H48L47 158V160L48 161H45L46 159H44L43 160V158H42V160H40L41 158H40V156L38 155V156H36L35 154V152H37V151H35V149L34 148H31L30 150L31 151H34V153L33 152H31L28 148H29V146L31 145V144H33V145H31V146H34V143L36 142V139H38V141H40L41 139H46L45 140V142L43 141L42 142V144L44 145L43 147L44 148H47L46 150H44L45 152H48L49 153V155L51 154V153H53L54 154V149H55V151L57 152V153H59V149H58V143L59 142H61L62 140L61 139H65V137L64 136H62V138H60V141H59V139H58V137H61V133H63L62 132V130H60V133H59V128L56 126V125H53V126H55V127H53L52 128ZM231 125V126H230ZM234 126V127H233ZM236 126V127H235ZM261 126V127H260ZM51 127V128H50ZM167 127H169V128H167ZM238 127V128H237ZM48 128H49V130H48ZM56 130H55V129ZM166 128V129H165ZM171 128V129H170ZM237 128V129H236ZM240 128V129H239ZM245 130H244V129ZM253 128V129H252ZM53 129V130H52ZM168 129V130H167ZM168 132H167V131ZM188 130V131H189ZM205 130H206V132H207V134L205 133ZM234 130V131H233ZM238 130H239V132H241L240 134L241 135H239L238 133ZM249 130V131H248ZM27 131V132H26ZM55 131V132H54ZM56 131H57V133H56ZM164 131V132H163ZM26 132V133H25ZM32 132V131H31ZM165 132H167V133H169V132H171L172 134H170V136L172 137V138H170V136L168 137V135L169 134H165ZM190 132V131H189ZM237 132V133H236ZM56 133V134H55ZM165 134V137H162V136H164V134ZM28 134H29V136H28ZM55 135V137H53L52 135ZM159 136H158V135ZM161 134H162V136H161ZM237 134H238V136H237ZM16 135V136H15ZM44 135V136H43ZM48 135V136H47ZM51 135V136H50ZM57 135H60V136H58L57 138H56V136ZM175 135V136H174ZM236 136V138H240L243 142H245V145H240V146H234L233 145V141H232V139H236L235 138V136ZM26 137V139H24L25 137ZM33 137V138H28V137ZM102 138H101V137ZM160 136H161V138H160ZM174 136V137H173ZM198 136V135H197ZM241 136V137H240ZM23 138V139H21V138ZM48 137V138H47ZM64 137V138H63ZM210 137V138H209ZM20 138V139H19ZM28 138V139H27ZM50 138V139H49ZM99 138H100V140H99ZM163 138V139H162ZM168 138V139H167ZM232 138V139H231ZM249 138V139H248ZM29 139H31L30 141H29ZM56 139L59 141H57V143H56ZM103 139H106V140H104V141H106L107 142V140H109L108 142H109V144H108V142L107 143H105L104 141H103ZM158 139H161V140H163V141H161V140H158ZM170 139V140H169ZM258 139V140H257ZM5 140H7V139H5ZM21 140H23V141H21ZM49 140H51V141H49ZM55 140V141H54ZM156 140H158V144L156 143L157 141ZM164 140H165V143H164ZM192 140V142L193 141H195V144H193L192 142L190 143V141ZM253 140H255L254 141V143L251 145V144H246L248 141H253ZM258 142H257V141ZM1 141H4V139L3 140H1ZM29 141V142H28ZM34 141V142H33ZM52 141H54V145H55V143H56V145H57V147H56V145H55V148L53 147L54 145H53V142ZM101 141V142H100ZM169 141L171 142V143H169ZM205 141V142H204ZM31 142V143H30ZM67 142V141H66ZM65 140H64V142L62 141L61 143H63L64 144V146H65ZM111 142V143H110ZM155 142V143H154ZM168 142V143H167ZM174 142H176L175 144H174ZM204 142V143H203ZM233 142V143H232ZM257 142V143H256ZM30 143V144H29ZM60 143V144H61ZM197 143V144H196ZM202 143V144H201ZM249 143V142H248ZM28 144H29V146H28ZM62 144V145H63ZM81 144H83V145H81ZM86 144H88V145H86ZM106 144V145H105ZM153 144V145H152ZM167 144H170V145H167ZM173 144H174V146H173ZM199 144V145H198ZM47 145H48V147H47ZM53 145V146H52ZM155 145V146H154ZM172 145V146H171ZM181 145V146H180ZM195 145L197 146V147H195ZM203 145V146H202ZM233 145V146H232ZM248 145V146H247ZM28 146V147H27ZM51 146V147H50ZM178 146V147H177ZM183 146V147H182ZM185 146H188V147H185ZM27 147V148H26ZM65 147H67V146H65ZM62 148V150L64 149V150H66V149H68V147L67 148ZM79 147V148H78ZM82 147V148H81ZM87 147V148H86ZM94 147H95V150H94ZM100 147V148H99ZM104 147V148H103ZM108 149V153H107V155H104L102 152L104 151V150H106V151H104V153H106L107 152V149ZM149 147V148H148ZM154 147H156L155 149H154ZM168 147V148H167ZM171 147H173L172 149H171ZM182 147V148H181ZM198 148L197 150V152H199V153H196V150H194V149H192V148ZM250 147V148H249ZM253 147H255V149L253 148ZM26 148V149H25ZM57 148V149H56ZM98 148H99V150H100V152L102 153V155L100 156L99 155V150H98ZM102 148V149H101ZM153 148V149H152ZM177 148H178V150H180V151H178L177 150ZM186 148V149H185ZM191 148V149H190ZM199 148H201V150L199 149ZM53 149V150H52ZM82 149H87V151H84V150H82ZM92 149V151H90ZM165 149L167 150H169V151H165ZM190 151H188V150ZM20 150H23V151H26V152H24V153H21L20 152ZM31 152H29V151ZM58 150V151H57ZM167 152V153H165L164 154V152ZM184 150H186L185 151V153H184ZM192 150H194V151H192ZM203 150V151H202ZM234 150V151H233ZM22 151V152H23ZM91 153H90V152ZM110 151H112V149L110 150ZM8 152H10L9 154H8ZM63 152V151H62ZM83 152H86L85 153V155H84V153ZM92 152H93V154H92ZM170 152V153H169ZM186 152H189V153H186ZM203 152V153H202ZM256 152V153H255ZM258 152V153H257ZM81 153V154H80ZM83 153V154H82ZM94 153H96V155L94 154ZM158 153V154H157ZM161 153H163V154H161ZM191 153V154H190ZM242 153V154H241ZM5 154V155H4ZM15 154V155H14ZM30 154V155H29ZM37 154H39L38 152H37ZM53 154H51L50 156L53 158ZM63 154H64V152H63ZM78 154H80V155H78ZM87 154V155H86ZM90 154H92V157H91V155ZM157 154V155H156ZM197 156H196V155ZM204 154V155H203ZM212 154V155H211ZM241 154V155H240ZM254 154H256V156L254 155ZM13 155V156H12ZM158 155H159V157H158ZM162 155H165L164 157V159L162 160V158H163V156ZM181 155V156H180ZM183 155V156H182ZM191 155V156H190ZM196 157H195V156ZM200 157H199V156ZM209 155V156H208ZM211 155V156H210ZM243 155V156H242ZM253 155V156H252ZM29 156H31V157H29ZM35 156V157H34ZM54 156H56V155H54ZM82 156V157H81ZM94 156V157H93ZM158 158H157V157ZM161 156V157H160ZM194 156V157H193ZM13 157H15V158H13ZM86 157H91V158H89V159H87ZM95 157L97 158V159H95ZM98 157H101V158H98ZM179 157V158H178ZM192 157V158H191ZM223 157V158H222ZM25 158V159H24ZM28 158V159H27ZM32 158H36L35 160L33 159L32 160ZM85 158L87 159V160H85ZM103 158V159H102ZM107 158V159H106ZM185 158V159H184ZM200 158V159H199ZM210 158V159H209ZM212 158V159H211ZM244 158V159H243ZM7 159V160H6ZM15 159V160H14ZM30 159H31V161H30ZM93 159H95V160H93ZM178 159V160H177ZM187 159V160H186ZM189 159V160H188ZM205 159V160H204ZM207 159V160H206ZM208 159H209V161H208ZM248 159V160H247ZM26 160V161H25ZM29 160V161H28ZM40 160V161H39ZM52 160H53V162H52ZM88 160H89V162H90V164H94L93 165V167H96L97 169H94L93 167L90 169L91 171H89V168H87L88 169V171H86L87 169H86V166L85 167H83L84 166V164H83V166L82 167H78V163H79V165H80V163L81 162H84L85 161V163L87 164V163H89L88 162ZM111 160V159H110ZM109 160V161H110ZM162 160V161H161ZM179 160H180V164H179ZM196 160V161H195ZM198 160V161H197ZM199 160H202L201 162L199 161ZM38 162L39 163V167L41 168V174L43 175L44 173L46 174V171H47V174L48 173H50V174H48V175H50V176H48L49 177V180H50V178L52 177V175H53V177H54V175L56 176V177H58V173H60V175H61V177L59 176L58 178H53V182L52 181H50V184H48L47 182H45L44 184H43V182L42 181H40V184L39 183H34V184H32V182H31V180L29 179L30 178V175L25 171V170H23V169H21V167L20 166H24V165H26V164H29L30 162ZM94 161V162H93ZM168 161V162H167ZM177 161H178V164H179V166L178 165H174V164H176L177 163ZM26 162V164H24ZM36 162V163H37ZM50 162V163H49ZM59 165L58 166V168H57V164ZM72 164H71V163ZM163 162V163H162ZM209 162V163H208ZM2 163H4V164H2ZM21 163V164H20ZM46 163V164H45ZM77 163V164H76ZM114 163V162H113ZM116 163V162H115ZM197 163V164H196ZM200 163H203V164H200ZM222 163V164H221ZM242 163V164H243ZM16 164H18V165H16ZM23 164V165H22ZM44 164V165H43ZM48 164V165H47ZM54 164V165H53ZM68 164V163H67ZM73 165V164H75L74 166L75 167H73L72 168V166L71 165ZM168 164V165H167ZM171 166H170V165ZM191 164V165H190ZM199 164H200V166H199ZM204 164H206V165H204ZM210 164V165H209ZM7 165V166H6ZM82 165V164H81ZM80 165V166H81ZM106 165H107V167L108 168H106ZM117 165V166H116ZM184 165H186L187 167L185 168V166ZM209 165V166H208ZM6 166V167H5ZM14 166H16V168H14ZM43 166H45L44 168H43ZM51 166V167H50ZM54 166V167H53ZM92 166V165H91ZM174 166V167H173ZM179 167L180 169V171H178V169L176 168V167ZM182 166L185 168H182ZM189 166V167H188ZM5 167V168H4ZM9 167V168H8ZM12 167V168H11ZM19 167V168H18ZM70 167V168H69ZM116 167H117V169H116ZM157 167V168H158ZM163 167H165L164 168V170H163ZM172 167H173V169H172ZM196 167V168H195ZM204 167H207V168H204ZM14 168V169H13ZM18 168V169H17ZM46 168V169H45ZM52 168V169H51ZM120 168V169H119ZM130 168V169H129ZM193 168H195V169H193ZM6 169V170H5ZM8 169V170H7ZM16 169V170H15ZM46 171H45V170ZM57 171L56 173H54L55 171ZM57 169V170H56ZM58 169H61V171L59 172L58 171ZM65 169V170H64ZM68 169V170H67ZM93 169L94 170H97V172L99 173L98 174V176L100 175V177H101V175H102V177H103V181H102V188L101 189H99L98 191L97 190H95V192L94 191H90L91 190V187H90V183H91V177H90V175H89V173L90 172H92L93 171ZM105 169L107 170V171H105ZM119 169V170H118ZM136 169H139V171L137 170L136 171ZM177 169V170H176ZM192 169H193V171H192ZM215 171H214V170ZM4 170V171H3ZM101 170H103V171H101ZM196 170V171H195ZM201 170V171H200ZM49 171V172H48ZM52 171V172H51ZM63 171V172H62ZM100 171H101V173H100ZM132 171V172H131ZM136 171V172H135ZM171 171V172H170ZM176 171H178L177 173L180 175V179H182L183 181H181L180 179H178L177 180V176H179V175H175L176 174ZM207 171V170H206ZM263 171V172H262ZM16 172V173H15ZM25 172V173H24ZM44 172V173H43ZM88 174H87V173ZM169 172V173H168ZM174 172V173H173ZM179 172H181V174L179 173ZM215 172V173H214ZM52 173V174H51ZM65 173V174H64ZM171 173V174H170ZM226 173V174H225ZM164 174H162V175H164ZM219 174V175H218ZM225 174V175H224ZM260 174L263 176V178H262V180L264 181V165H262V167H261V169H260ZM62 175H64V176H62ZM161 175V176H162ZM165 175H164V179L166 178L165 177ZM223 175H224V177H223ZM1 176H3V175H1ZM29 176V177H28ZM176 178H175V177ZM101 177V178H102ZM142 177V179H140ZM171 177H174V179L175 180H173V179H171ZM13 178V179H12ZM29 180H28V179ZM59 178L61 179V180H59ZM106 178V179H105ZM139 178V180H137ZM166 178V179H167ZM224 178V179H223ZM4 179H5V181H4ZM7 179V180H6ZM9 179V180H8ZM55 179H58V180H55ZM171 180H173V181H171ZM56 181H58V183L56 182ZM61 181V182H60ZM177 181V182H176ZM29 182V183H28ZM42 182V183H41ZM88 182H89V185H88ZM137 182V183H136ZM139 182H140V184H139ZM172 182V183H171ZM180 184H179V183ZM183 182V183H182ZM49 185H47V184ZM52 183L54 184V188H53V185H52ZM66 183V184H65ZM107 183V184H106ZM122 183V184H121ZM169 183H171V184H169ZM25 184H27V186H25ZM43 184V185H42ZM62 184H65L66 186L64 187V185L61 187V185ZM103 184H105L104 185V187H103ZM172 185L171 187L169 186V185ZM185 184H186V186H185ZM52 185V186H51ZM60 186V188H59V186ZM133 185V186H132ZM136 185V186H135ZM35 186L39 189V187L41 188V186H42V188L41 189H37V188H35ZM89 186V188H87ZM125 186V187H124ZM138 186V187H137ZM140 186H141V188H140ZM177 186V187H176ZM183 186H185V187H183ZM193 186V187H192ZM204 186V184L203 185H200L199 184V188L200 189H202V191H204L203 190V187ZM233 186L234 185H232L231 187L233 188ZM44 187V188H43ZM86 187V189H84ZM106 187V188H105ZM132 187V188H131ZM189 187V188H188ZM191 187H192V189H191ZM203 187V188H202ZM26 188V189H25ZM59 188V189H58ZM106 190H105V189ZM38 191V193H37V191ZM43 189V190H42ZM51 189V190H50ZM55 190V191H53V190ZM90 189V190H89ZM104 189V190H103ZM124 191L123 193H121L122 192V190ZM146 189V190H145ZM32 190H34V191H32ZM51 191V192H49V191ZM137 190V191H136ZM141 190H142V192H145V193H142L141 192ZM144 190V191H143ZM174 190V191H173ZM183 190V191H182ZM188 190V191H187ZM57 192V195H59V196H56L53 192ZM105 191L107 192V193H105ZM173 191V192H172ZM49 192V193H48ZM73 192V193H72ZM93 192V193H92ZM127 192V193H126ZM140 192V193H142V195H140V193L138 194V193ZM189 192V193H188ZM194 193L193 195L191 194V193ZM33 193L36 195H34L35 196V200L37 201V203L35 204V203H33V201H35V200H33V198H31V197H34V196H32L33 195ZM39 193H41L40 194V196H39ZM44 193V194H43ZM89 193V194H88ZM91 193V194H90ZM186 193V194H185ZM27 194V195H26ZM73 194V195H72ZM96 194V195H95ZM104 194V195H103ZM109 194V195H108ZM122 194V196H120ZM125 196H128V197H125ZM133 194L134 195H137V196H133ZM144 194V195H143ZM188 194V195H187ZM190 194V195H189ZM199 194V193H198ZM201 194V193H200ZM38 195V196H37ZM91 195V196H90ZM92 195H93V197H92ZM107 195V196H106ZM132 195V196H131ZM15 196H16V198H15ZM29 196V197H28ZM31 196V197H30ZM53 196V197H52ZM73 196V197H72ZM98 196L100 197V198H98ZM108 196H109V198H108ZM140 196H142V198L140 197ZM167 196V197H166ZM187 196H188V198H187ZM190 196H192V197H190ZM22 197V198H21ZM96 199H95V198ZM125 197V198H124ZM137 197V198H136ZM144 197V198H143ZM185 197V198H184ZM199 197L200 198H202V199H199ZM12 198V199H11ZM135 198H136V200H135ZM140 198V199H139ZM152 198V199H151ZM168 198V199H167ZM18 199V200H17ZM128 199V200H127ZM141 199H143V201H141ZM150 199V200H149ZM182 199H184V201L182 200ZM188 199V200H187ZM195 199V200H194ZM202 200L200 203H199V201L198 200ZM204 199H206L207 201H204ZM10 200V201H9ZM12 200V201H11ZM13 200H15L16 202H17V204L15 205V201L13 202ZM64 200H65V205L67 206V208H66V206H64L63 205V203H64ZM67 200V201H66ZM99 200H100V202H99ZM187 200V201H186ZM194 200V201H193ZM197 200V201H196ZM108 201V202H107ZM121 201H122V203H121ZM145 201V203L143 204V202ZM152 201V202H151ZM183 201V202H182ZM74 202V203H73ZM76 202H80V203H82L83 205H86L87 207H88V209H90V212L92 211V210H94L92 213H89V211H88V209L86 210L87 211V213H89V214H92L91 216H92V220H93V222H92V220H91V217H90V215H89V218H90V221L88 222V223H85V224H83V222H81L79 219H77L78 218V216L76 217L75 215H77V213H76V211H73L74 210V204L76 203ZM125 202L127 203V208H126V204H125ZM129 202V203H128ZM180 202H182V203H180ZM195 202H196V204H195ZM199 203V208H198V203ZM206 202V204H204ZM13 203V204H12ZM66 203H68V204H66ZM101 203V204H100ZM142 203V204H141ZM158 204V206H156V205H152V204ZM166 203V202H165ZM188 203H190V206H189V204ZM62 206V207H58V206H60V205ZM72 204V205H71ZM122 204V205H121ZM138 204H139V206H138ZM141 204V205H140ZM160 204V205H159ZM203 204V205H202ZM97 205V206H96ZM101 205V206H100ZM103 205V206H102ZM124 205V206H123ZM133 205L135 206V207H133ZM138 207H137V206ZM180 205V206H179ZM183 205H184V207H183ZM186 205V206H185ZM205 205V206H204ZM59 208V210L57 209V207ZM96 206V207H95ZM98 206H99V208H98ZM123 206V207H122ZM143 206V207H142ZM169 206V205H168ZM181 206H182V208H181ZM188 206H189V209H188ZM54 207H56V208H54ZM64 207L66 208V210L64 209ZM68 207H69V210H68ZM85 207V206H84ZM153 207V208H152ZM160 207V208H159ZM195 207H197V210H196V208ZM204 207V208H203ZM38 208H40V209H43V210H40V209H38ZM50 208H51V210H50ZM64 209V210H60V209ZM93 208V209H92ZM95 208H96V210H95ZM98 208V209H97ZM138 208H140V209H138ZM156 208H157V210H156ZM192 208V209H191ZM196 210H194V209ZM203 208V209H202ZM36 209V210H35ZM39 211H38V210ZM46 209H48V211L49 212H44V210H46ZM71 209H72V212H71ZM85 209H86V207H85ZM158 209H160V210H158ZM181 209H183V210H181ZM191 209V210H190ZM4 210H7V211H4ZM32 210H33V212L34 213H36V212H39V213H37V214H39L38 216H37V214H36V218H35V214H30V213H33L32 212ZM53 210H55L54 212H52ZM68 210V211H67ZM180 210H181V212H180ZM188 211V212H186V211ZM190 210V211H189ZM57 211H59V213H60V216L58 215V213H57ZM67 212V213H64V212ZM171 211H169V212H171ZM203 211H204V213H205V215H204V213H203ZM5 212H6V214H5ZM7 212H9V213H7ZM44 212V213H43ZM51 212V213H50ZM61 212H62V214H61ZM202 213V217H200L201 216V213ZM72 213H74V217H73V214ZM189 213H190V215H189ZM198 213V214H197ZM68 214V215H67ZM72 215V217H70V215ZM34 215V216H33ZM58 215V217H56ZM204 215V216H203ZM5 216V217H4ZM26 216V217H25ZM70 217L69 219L71 220H69V219H67L66 220V218L67 217ZM23 217H24V219H23ZM28 217V218H27ZM29 217H31V220H29L30 218ZM66 217V218H65ZM196 217V218H195ZM198 217V218H197ZM210 217H211V219H210ZM21 218H22V220H21ZM27 218V220H28V222L25 220ZM56 218V219H55ZM36 219V220H35ZM43 219V220H42ZM76 219V220H75ZM190 219V220H191ZM209 219V220H208ZM19 220H21L22 222L25 220V222H26V224L24 225V224H22ZM58 222H57V221ZM61 220H62V225H61V228L59 227V225H60V222H61ZM64 220H65V222H67V223H65L64 222ZM68 221H70V222H68ZM74 223H73V222ZM77 221V222H76ZM154 221V222H153ZM92 222V223H91ZM206 222V223H207ZM24 223V222H23ZM59 223V224H58ZM70 223H71V225H70ZM78 223V224H77ZM79 223H80V225H79ZM84 225H82V224ZM158 223H160V224H158ZM69 224V225H68ZM205 224V223H204ZM57 225V226H56ZM65 225V226H64ZM76 225V226H75ZM77 225H78V227H77ZM82 225V226H81ZM88 225V226H87ZM139 225V226H138ZM159 225V226H158ZM63 226H64V228H63ZM69 226V227H68ZM71 226V227H70ZM96 226V227H95ZM61 229L60 231H59V228ZM65 227H66V229H65ZM87 227V228H86ZM92 227H94V228H92ZM72 228V229H71ZM78 228V229H77ZM83 228V229H82ZM97 228V229H96ZM101 230H99V229ZM102 228V229H101ZM151 228V227H150ZM149 228V229H150ZM160 228L158 229V231L160 230ZM65 229V230H64ZM70 229V230H69ZM82 229V230H81ZM88 229V230H87ZM109 229V230H108ZM64 230V231H63ZM114 231V229H111L110 231ZM107 231H104V234L102 235V236H106V232ZM148 231V230H147ZM212 231H214V229L212 230ZM100 233V234H99ZM102 233V234H101ZM122 233V232H121ZM121 233L120 234H118V235H121ZM140 235H142V236H140V237H142V239H145L147 242H145V244L144 245H142L139 249H138V251H136L137 253H138V255L137 256H135V254L132 256L133 257V259H135V260H133V259H131L130 260V258H131V256H128V255H125L124 253L121 255L120 254V252L122 251V252H124L123 250H125V249H123V248H126L125 247V245H124V247L123 246H121V247H123L122 249H119V252H111V251H109V252H111L112 254H110V255H108V257H106V255H104L103 257H101L100 258V260H102V262L98 259V261H96V264H97V262H99V264H105V262L106 261H108L107 259H110V257H111V259H110V261H108V262H106V264H133V261H137V259L139 260V262L141 263V264H143V263H145L146 261H147V264L149 263V264H152V263H150L149 261H155V259L157 260V261H155L156 263H160L159 261H158V259L161 261V263L160 264H164V262H165V264H166V262L168 261H166L165 259H169V256H167V258H164V257H166V256H162L161 254H160V252L161 251H163V248H165L166 246H168L167 244H169L170 243V247L172 248H174V245H172L173 243V239H172V236H168V235H166L165 233H160L159 232V234H158V236H155V238L152 236V237H150L151 235H147V234H140ZM147 235V236H146ZM161 235V236H160ZM145 236V237H144ZM164 236H166V237H168V239L166 238V237H164ZM101 237V238H100ZM171 237V238H170ZM148 240H147V239ZM151 238V239H150ZM153 238V239H152ZM209 239H210V237H208ZM100 239H101V241H103L102 243V245L100 246V244H101V241H100ZM105 239V240H104ZM208 239V240H209ZM98 243H100V244H98ZM172 245V246H171ZM165 246V247H164ZM99 247H97L98 248V252H102V250L103 249H105V248H103L102 250H99ZM172 248V249H173ZM93 250V251H92ZM91 251V252H90ZM140 251H142V252H140ZM104 252H105V250H104ZM103 252V253H104ZM135 252V253H136ZM97 252L95 251V252H93V254H95V255H97L96 254ZM102 253V254H103ZM115 253H117V255H118V253L120 254L119 256H121V257H118V256H116L115 257ZM140 253V254H139ZM162 253V252H161ZM158 254H159V256H158ZM94 255V256H95ZM98 255H99V253H98ZM112 256H113V258H112ZM159 257L158 259H157V257ZM46 257V258H45ZM64 257V258H63ZM136 257H137V259H136ZM161 257H163L162 259H161ZM85 258V259H84ZM96 258H97V256H96ZM104 260H103V259ZM117 258V259H116ZM120 260H119V259ZM202 258V257H201ZM45 259V260H44ZM47 259V260H46ZM49 259V260H48ZM84 259V260H83ZM92 259H94V258H92ZM105 259H106V261H105ZM115 259V261H113ZM126 259H128V260H126ZM203 259V258H202ZM202 259H200V261H199V264H200V262H202V264H204V259L202 260ZM91 260V259H90ZM133 260V261H132ZM202 260V261H201ZM46 261H48L47 263H46ZM103 261H105V262H103ZM44 262V263H43ZM110 262V263H109ZM139 262H137V264L139 263ZM163 262V263H162ZM139 263V264H140ZM83 264V263H82ZM134 264H136V263H134ZM154 264V263H153Z\"/></svg>",
	"mask_w": 264,
	"mask_h": 264
}]
</instances>
